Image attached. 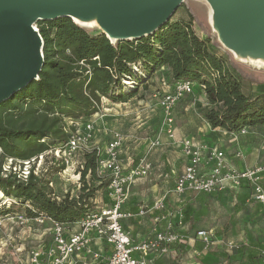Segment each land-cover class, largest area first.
Returning <instances> with one entry per match:
<instances>
[{
  "label": "trees",
  "instance_id": "trees-1",
  "mask_svg": "<svg viewBox=\"0 0 264 264\" xmlns=\"http://www.w3.org/2000/svg\"><path fill=\"white\" fill-rule=\"evenodd\" d=\"M37 28L44 39V68L38 79L0 104V149L4 160H30L62 148L69 139L64 129H60V138L48 128L9 127L8 119L23 112L22 104L38 106L57 116L56 124L60 116L85 122L100 111L103 99L126 103L139 89H147V79L158 72L167 75L173 84L182 80L198 84L208 106L204 115L213 129L231 135L244 127L264 126V92L258 96L244 93L242 80L229 61L210 49L208 40H202L193 30L192 22L170 20L154 35L115 43L104 33L91 34L66 17L40 22ZM98 158L97 149L83 152L85 168L81 170L78 198L68 193L60 201L47 191L48 183L42 178L32 174L27 182H21L15 175L4 177L1 170L0 192L16 203L8 207L0 201V217L20 212L30 218L49 217L64 226L74 225L95 207L97 192L106 190L111 182L108 176L98 174ZM244 186L250 190L247 183L233 190ZM183 210V225L192 224V207ZM226 228L216 232V238L224 237ZM246 237V243L236 246L233 256L227 257L228 263L264 264V240L254 238L248 230ZM195 239L194 249L203 251L204 243ZM190 248L188 243L172 246L173 253L166 257L178 264Z\"/></svg>",
  "mask_w": 264,
  "mask_h": 264
},
{
  "label": "rangeland",
  "instance_id": "rangeland-1",
  "mask_svg": "<svg viewBox=\"0 0 264 264\" xmlns=\"http://www.w3.org/2000/svg\"><path fill=\"white\" fill-rule=\"evenodd\" d=\"M95 20L93 18L89 22ZM176 20H182L187 23L192 22L193 30H195L202 40H208L210 49L229 61L230 66L242 80L244 93L258 96V94L264 92V63L262 65L252 63L247 58L245 59V56L247 57L246 54L242 52L235 54V52L220 42L218 31L211 20L210 6L206 0H186L176 10L171 19L173 22ZM81 27L91 34L103 33L100 27L89 28L85 25H81ZM254 59L264 62V58L262 57L254 56ZM147 80L149 81L148 88L139 89L137 95L130 98L126 103H117L108 99L102 100L101 109L98 112L99 115H95L91 119L97 135L87 145L89 149L103 147L112 140L115 132L122 133L125 137V142L120 155L126 163L124 164L130 167L131 165H135L136 161L149 151L150 141L155 138L162 140L163 146L156 151L150 152L149 155L151 162L154 164L152 173L145 180L139 181L132 189L140 193L139 200L147 201L144 203L145 206L151 205V201L147 199H153L156 196L158 199H155L159 200L162 198L163 192L174 188L173 176L178 175L184 166V163L181 162L182 148L179 145L180 141L184 138L193 139L195 137L199 142L216 147L228 153V155L230 152V156L240 151L242 158L239 160L246 162L243 168L238 167L240 170L256 167L261 163L264 164V156H262L264 153V134L256 139V134L249 132L243 138L235 140L232 136L226 137L224 133L220 132V135L216 134V137L219 139L220 136H223L226 139L224 141H216L213 144L207 142L209 135H206L205 139L198 138L196 133L200 132L199 127L203 130L202 134L210 130L204 115L205 109L208 106L206 105L205 96L199 92V87L194 97L188 98L176 106L173 114L175 135L173 139H170L165 129L166 115L159 107V101L164 94L171 92L174 84L162 72H158L151 79L148 78ZM22 105L24 108L23 112L21 114L16 113L10 120L8 119L7 124L9 127L44 130L48 128L51 129L53 135H57L60 138L62 135L60 129H64L68 134L75 132V128L71 127L66 117L60 116L61 120L56 124L55 117L57 116L43 111L38 106L33 107L31 104ZM186 108H189V110L186 111ZM55 150L47 151L42 157L38 156L37 160L31 164L32 170L37 172L38 178H42L48 183L47 191H49L52 197L62 199L66 192L76 197L79 193L81 181L78 182V177H75V173L77 174L80 171V162L83 161V155L79 153L75 156L73 166L76 167L71 168L68 172L69 176H65L66 179L63 180L59 172L62 171L64 165ZM1 154L0 150V171H3L5 168L9 176H14L15 173L24 170V166L20 161H14L11 164L10 161L4 160ZM77 165H79V169L74 173ZM51 181L54 183L53 186L50 185ZM223 191L225 190L221 192ZM105 194V189L97 192L96 196L100 207L107 204ZM3 200L5 199H0L2 203ZM255 203L251 198V192L247 186H244L240 190L228 188L227 194L215 200L205 198L204 196H195L186 201L184 208L191 206L195 210L193 212V217L195 218L193 219V225L195 227L190 232H187L191 226L189 224L182 226L184 235L187 234L186 236L189 237L188 241L189 239H195V232L198 227H215L217 231H221L224 227H227L225 238L222 237L221 240H216L212 248L197 255L201 260L200 264H231L228 263L227 257L233 256L232 254L235 252L236 247L226 250L224 246L230 241L234 242L236 246L242 244L243 232L248 227L254 233L255 231L258 232L259 228H261L263 231L259 233L264 235V223L261 219L260 208L254 205ZM171 204L173 205L174 203ZM151 216L152 212L144 218L147 223L146 237L151 235L152 226L154 225ZM172 217L176 219V215ZM146 237L143 233L140 239ZM1 238L0 264H31L30 260L33 250L39 248L48 249L53 241V233L50 230V224L40 226L32 220L25 226L6 224V227L2 230ZM180 245H184V243ZM192 249L191 247L182 254L178 264L189 261L192 257ZM195 259L199 261L198 258ZM160 260L162 264H172L170 257L169 259L168 257H164Z\"/></svg>",
  "mask_w": 264,
  "mask_h": 264
},
{
  "label": "built area",
  "instance_id": "built-area-1",
  "mask_svg": "<svg viewBox=\"0 0 264 264\" xmlns=\"http://www.w3.org/2000/svg\"><path fill=\"white\" fill-rule=\"evenodd\" d=\"M198 87L194 81H178L173 85L171 92L164 94L160 99L159 107L166 115L165 129L170 139H173L175 135L173 114L176 106L186 97L194 95ZM95 115L99 114L95 113ZM68 122L71 127L75 128V132L68 134V141L62 148L55 150L64 165L62 171L59 172L63 180L66 179L65 176H69L70 169L76 167L73 166L75 156L92 150L87 145L97 135L91 120L76 122L68 119ZM248 133L249 129L244 127L239 132L231 133V136L235 140H239ZM124 142L125 137L122 133L115 132L109 143L103 147L94 148L99 153L98 174L111 179L106 189L110 200L109 204L100 207L96 198L95 207L85 212V215L72 226H64L49 217L30 218L20 212L8 214L0 217V239H2V230L6 224L25 226L33 220L40 226L50 224L53 241L46 250L43 248L33 250L31 264H157L160 259L173 253L172 246H180V244L188 242L187 236L182 230L184 210L179 207L177 211H172L167 203L169 196L178 199L187 194L212 196V194L228 188L238 189L244 183L248 184L252 192V200L262 208V222L264 223V164L240 170L230 159L228 153L192 138H184L179 143L187 164L178 175L173 176L174 188L168 190L152 206L142 204L139 207V213L129 212L126 206L130 202L133 187L139 181L145 180L154 169V164L149 157L150 152L160 149L163 145L160 138L153 139L149 143V151L139 158L135 165L127 167L120 159ZM1 153L3 154V150ZM42 156L43 154L40 155V157ZM234 156L236 159H241L242 153L239 151ZM36 160L37 157L26 161L6 159L11 164L14 161H20L23 164L24 170L15 173L21 182H27L32 174L38 176L37 172L32 170L31 165ZM80 164V171L77 172L79 165L74 170V173L77 172L75 177H78V182L81 181V170L85 168L84 160ZM6 172L8 171L4 168L2 171L4 177L9 176ZM50 185H54L53 181L50 182ZM81 187L80 182L79 192ZM78 195L75 198H78ZM0 199H5L3 204H7L8 207L16 203V200L5 197L2 192H0ZM55 199L61 200L60 198ZM150 212L158 213L153 220L151 235L144 239L135 238L132 232L126 228L125 223L134 218H146ZM175 215L176 219L172 217ZM196 237L204 243L206 251L213 247L214 241L217 239L214 229L198 230ZM98 244L111 247L109 257L103 258V253L94 249ZM226 247L228 250L234 249L236 244L229 242Z\"/></svg>",
  "mask_w": 264,
  "mask_h": 264
},
{
  "label": "water",
  "instance_id": "water-1",
  "mask_svg": "<svg viewBox=\"0 0 264 264\" xmlns=\"http://www.w3.org/2000/svg\"><path fill=\"white\" fill-rule=\"evenodd\" d=\"M220 42L237 54L264 57V0H206ZM186 0H0V104L39 78L44 39L37 24L96 19L115 42L158 33ZM78 24V23H77ZM81 26V25H80ZM114 42V43H115Z\"/></svg>",
  "mask_w": 264,
  "mask_h": 264
},
{
  "label": "crops",
  "instance_id": "crops-1",
  "mask_svg": "<svg viewBox=\"0 0 264 264\" xmlns=\"http://www.w3.org/2000/svg\"><path fill=\"white\" fill-rule=\"evenodd\" d=\"M186 111L187 110H189V108L187 109H185ZM209 126V125H208ZM210 127V126H209ZM190 130H191V128H189ZM199 130H200V132H197L196 134H197V136H198V138L199 139H202V138H204L205 139V137H207L208 135V137H207V142L210 144H213V143H215L216 141H220V140H223L224 141V139H226V137L228 136H231L230 135V133H228L227 131H224V130H222V129H213L212 127H210V130L208 131L207 130V132L205 131V134H202V128H200L199 127ZM249 131H250V133L252 132V133H254V134H256V139L259 137V136H261L262 134H264V126H259V127H256V128H251V129H249ZM220 132L221 133H224V135L226 136L225 138H223V136H220V138L218 139L217 137H216V134L217 135H220ZM207 135V136H206ZM195 136V135H194ZM193 139H195V137L193 138ZM198 141V140H197ZM263 153V152H262ZM231 155V153L229 152V157H230V159H232L233 160V163L237 166V167H244V165H245V163L246 162H244V161H241V160H239V159H236L235 158V156L233 155V156H230ZM262 156H264V153H263V155ZM120 159H121V162L122 163H125V161L120 157ZM181 162H183L184 163V166H183V168L185 167V165L187 164V161H186V159H185V157L183 156V153H182V151H181ZM261 163V162H260ZM264 163V162H263ZM126 164V163H125ZM262 164V163H261ZM258 166H260V164L258 165ZM167 176V175H166ZM174 179V178H173ZM164 187V186H163ZM171 190V189H170ZM168 192V190L166 191V192H163V194H162V197L166 194ZM228 193V189H226L225 191H223V192H221V191H219V192H216L215 194H212V196H209V195H197V194H195V195H193V194H187V195H185V196H183V197H181V198H175V197H173V196H169V198H168V203H169V206H170V209L172 210V211H177V209H179V207H182V208H184V206H185V203H186V201L188 200V199H190V198H192V197H195V196H204L205 198H210V199H213V200H215L216 198H219V197H221L222 195L224 196V194H227ZM131 198H130V202L128 203V205L126 206V209L130 212H133V213H135V214H137V213H139V207L142 205V204H144L145 202H147V201H143V200H139L140 199V193L139 192H137V191H135V190H132V193H131ZM156 196L153 198V199H147L148 201H151V205H148L149 207L150 206H152L153 205V203L156 201V199H158V198H156ZM105 199H106V202H107V204H109L110 203V200H109V198H108V196H107V194H105ZM209 200V199H208ZM175 201V202H174ZM105 202V201H104ZM215 202V201H214ZM171 203H174L173 205L171 204ZM107 204H104V205H107ZM254 205H257L259 208H260V205H258V204H254ZM193 210V212H195V210L194 209H192ZM197 210V209H196ZM158 213H152V219L154 220V218H155V216L157 215ZM260 214H261V219H262V208H260ZM196 215H198V214H196ZM197 218V217H196ZM195 219V218H194ZM256 224V223H255ZM146 225H147V223H146V219H144V218H134V219H131V221H127L126 223H125V226H126V228H128L129 229V231L130 232H132V234H133V236L135 237V238H137V239H140V237L143 235V233H144V236L146 237V233H147V228H146ZM189 226H191V228L187 231V232H190V230L191 229H193L195 226L193 225V223L192 224H189ZM249 228V227H248ZM246 229V231L244 230V232H243V235H244V237L242 238V241L243 242H241V243H246V232H247V230L248 231H250L251 232V234H252V236L254 237V238H256V239H258V240H260V241H262V240H264V235L262 234L261 235V233H262V231H263V229H261V228H259V231L257 232V231H255V233L253 232V231H251V229ZM201 229H204V230H215V232H218V231H220V230H218L217 231V229H215V227H213V228H209V227H203L202 226V228L200 227H198L197 229H196V232L198 231V230H201ZM195 232V233H196ZM259 232H261V233H259ZM225 233H226V231H225ZM225 233H224V238H225ZM187 235V234H186ZM189 237L187 236V239H188ZM195 238H196V236H195ZM222 239V237L221 236H219V235H217V240H221ZM196 239H189V241L187 242L188 244H190L191 245V247L193 248L192 249V257L189 259V261L188 262H186V263H183V264H200L199 262H201V260L199 259V256H197L198 254H200V253H203V251H205V250H203V251H196L195 249H194V247H195V245H196ZM216 241V240H215ZM214 241V242H215ZM192 242V243H191ZM230 242H232V241H230ZM224 248L225 249H227V247H226V245L224 246ZM96 251H101L102 253H103V258H107V257H109V255H110V253H111V247L110 246H108V245H105V244H103V245H100V244H98L95 248H94ZM176 254H174V256H175ZM195 258H198L199 259V261L197 260V259H195ZM168 259H169V257H168ZM162 261L160 260L158 263H160V264H162L161 263ZM182 264V263H181Z\"/></svg>",
  "mask_w": 264,
  "mask_h": 264
},
{
  "label": "bare ground",
  "instance_id": "bare-ground-1",
  "mask_svg": "<svg viewBox=\"0 0 264 264\" xmlns=\"http://www.w3.org/2000/svg\"><path fill=\"white\" fill-rule=\"evenodd\" d=\"M210 13H211V20H212V23L214 24V13H213V11H212V9H211V7H210ZM95 19V18H94ZM76 21H77V23L78 24H81V25H85V26H87V27H89V28H92V27H99L98 26V23H97V21L95 20V21H92V22H88V23H85V22H83L81 19H76ZM85 23V24H84ZM215 26V25H214ZM110 37H111V39H112V42H115V39L113 38V36H111V35H109ZM232 51V50H231ZM233 52H235V51H233ZM235 54H237L236 52H235ZM246 55H247V57L245 56V59L247 58V60H249L250 62H252V63H258L259 65H262L264 62L263 61H261V60H256V59H254V53H245ZM255 57H261V56H255ZM262 58H264V57H262ZM245 59H240V60H245Z\"/></svg>",
  "mask_w": 264,
  "mask_h": 264
}]
</instances>
